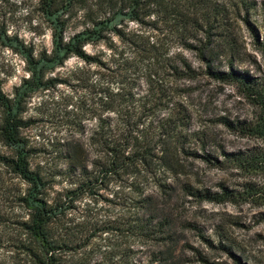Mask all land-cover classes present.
<instances>
[{"label":"trees","instance_id":"obj_1","mask_svg":"<svg viewBox=\"0 0 264 264\" xmlns=\"http://www.w3.org/2000/svg\"><path fill=\"white\" fill-rule=\"evenodd\" d=\"M9 1L0 0V8ZM33 1L32 11H38L49 28L50 48L24 41L9 29L0 13V44L22 59L26 72L12 86L11 94L4 91L0 78V143L10 151L0 150V165L26 184L17 198L25 209L17 222L19 238L15 241L25 256L22 264H134L137 239L161 248L154 261L178 264L174 252L179 239L172 232L174 219L164 208L177 191L176 185L158 177L156 189L149 192L141 179L144 172L155 177L157 162L172 178L182 172L177 147L156 155L150 128L155 122L160 129L172 127L171 117L184 125L182 99L191 86L181 82L195 81L201 71L183 50L195 52L211 80L237 83L245 89L257 108L256 116L235 124L225 118L221 122L241 136L263 142L245 151H221V159L191 154L215 167L257 172L264 178V68L252 76L233 67L234 62L242 61L231 29L238 4L233 7L227 0ZM237 1L246 12L253 8L249 0ZM74 19L80 28L67 34ZM254 37L264 55V38L258 40L255 32ZM96 44L101 45L98 51L86 50V45ZM72 57L84 65L73 67L66 77L55 73ZM219 57L227 59L228 69L217 66ZM71 81L89 91L94 126L88 141L93 157L88 159L89 151L81 144L68 145L63 171L67 184L50 191L54 181L30 165L22 131L31 121L24 113L33 94ZM161 110L168 112L163 121L156 119ZM165 133L174 142L183 136L173 129ZM113 181L118 185L110 190ZM181 185L198 201L213 203L237 205L264 194V187L248 181L239 189L221 185L219 191L194 188L188 182ZM101 190H109L110 196L102 195ZM84 195L94 201L101 197L106 203L115 202L123 210L120 216L108 215L93 224L89 219L75 221L73 212ZM262 215L260 221L264 222ZM237 264L242 263L237 259Z\"/></svg>","mask_w":264,"mask_h":264},{"label":"rangeland","instance_id":"obj_2","mask_svg":"<svg viewBox=\"0 0 264 264\" xmlns=\"http://www.w3.org/2000/svg\"><path fill=\"white\" fill-rule=\"evenodd\" d=\"M21 1V3H20ZM252 9L246 12L237 0H227L235 5L231 20V29L237 39L241 62H234L233 67L257 76L264 68V55L255 42L254 32L258 40L264 38V0H249ZM35 2L32 0H10L3 3L1 17L9 25L12 32L17 33L24 41L34 43L38 48L51 47L49 28L40 18L38 11H32ZM79 24L74 19L67 34L78 30ZM86 50L94 53L101 48L100 44L86 45ZM185 56L201 73L195 81L181 82L191 86L185 94L184 125L172 118V122L163 128L152 124V135L156 145L157 156L164 151L178 148V160L182 164V172L177 177L163 170L157 162L156 175L142 173L141 179L147 190L153 191L155 179L163 177L167 182L176 185L177 191L164 206L167 213L174 219L172 232L179 239L174 252L178 264H264V194L255 201L232 204L230 202L213 203L198 201L195 197L182 190V183L188 182L194 188H207L219 191L221 185L239 189L243 181L264 187V178L257 172L242 173L232 168L215 167L203 158L195 157L191 152L209 154L221 159V151H245L259 146L263 142L258 138L241 136L224 125L221 120L227 119L235 124L241 120H252L257 108L245 95V89L233 82H217L207 77L204 65L192 50H183ZM227 59L219 57L216 64L221 69H228ZM84 65L79 59L72 57L64 66L55 69V73L66 77L75 67ZM24 71L22 59L11 50L0 44V78L7 94L12 93V86L17 83ZM71 84H59L55 88L39 91L32 95L26 105L24 116L31 124L22 131L29 150L31 167L53 182L50 191H55L67 184L64 181L65 154L70 144H81L92 159L88 137L94 126L89 106V91ZM167 110L158 112L157 120L167 118ZM164 119V120H165ZM163 121V120H161ZM168 122V121H166ZM162 122L159 121V124ZM173 129L182 137L174 142L171 134L165 130ZM161 131V134H160ZM184 148V151L181 150ZM79 148V147H78ZM0 150L9 154L10 151L0 143ZM155 174V173H154ZM118 184L110 183V190ZM26 184L16 177L9 168L0 165V264H22L24 254L15 247L18 240L17 222L23 219L25 209L17 200ZM109 190H101L102 195L110 196ZM101 197L98 201L84 195L76 204L73 212L75 221L104 220L108 215L116 217L121 214L120 206L115 202L106 203ZM88 204V205H87ZM120 216V215H119ZM100 223V222H98ZM220 244L224 245L222 248ZM161 249L151 241L137 239L133 250L134 264H162L154 261L155 253ZM164 249V248H163ZM206 259V261L202 260ZM237 258V259H236Z\"/></svg>","mask_w":264,"mask_h":264}]
</instances>
